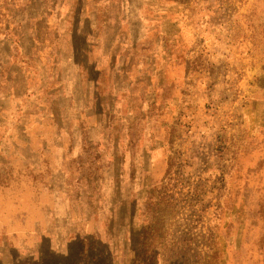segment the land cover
<instances>
[{
  "label": "rangeland",
  "instance_id": "374dc122",
  "mask_svg": "<svg viewBox=\"0 0 264 264\" xmlns=\"http://www.w3.org/2000/svg\"><path fill=\"white\" fill-rule=\"evenodd\" d=\"M0 264H264V0H0Z\"/></svg>",
  "mask_w": 264,
  "mask_h": 264
},
{
  "label": "trees",
  "instance_id": "16d2710c",
  "mask_svg": "<svg viewBox=\"0 0 264 264\" xmlns=\"http://www.w3.org/2000/svg\"><path fill=\"white\" fill-rule=\"evenodd\" d=\"M88 248H89V245H87V241H86L85 251H87Z\"/></svg>",
  "mask_w": 264,
  "mask_h": 264
}]
</instances>
